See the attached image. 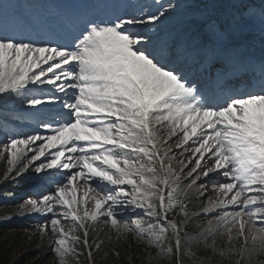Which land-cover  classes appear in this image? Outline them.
<instances>
[{"label":"snow or ice","instance_id":"obj_1","mask_svg":"<svg viewBox=\"0 0 264 264\" xmlns=\"http://www.w3.org/2000/svg\"><path fill=\"white\" fill-rule=\"evenodd\" d=\"M178 8L80 0L51 8L42 23L32 4L0 5V123L29 129L0 143L2 179L15 183L32 169L55 185L5 215L40 214L35 227L54 235V264H78L77 245L92 261L89 231L101 219L118 239L154 249L157 264H184L182 256L199 264L182 251L185 240L203 242L209 259L264 264V56L254 61L235 40L253 13L191 4L183 30L161 37ZM58 28L65 36L48 38ZM194 69L212 76L210 90ZM202 179L215 196L190 211V194L206 193ZM118 210L142 215L129 223ZM201 215L211 219L190 234ZM217 236L227 237L223 246Z\"/></svg>","mask_w":264,"mask_h":264},{"label":"rangeland","instance_id":"obj_2","mask_svg":"<svg viewBox=\"0 0 264 264\" xmlns=\"http://www.w3.org/2000/svg\"><path fill=\"white\" fill-rule=\"evenodd\" d=\"M181 15L175 14L172 15L167 22V27L171 28L172 33L176 32L177 30L182 31L184 28V24L181 22ZM258 24H264V21L256 20L251 22L248 25H241V29L239 30L238 34L235 37L236 42L239 44H246L250 50L255 51V45L248 40L245 39L246 35H252V28L253 26H256ZM11 103V102H10ZM23 127L27 128V131L29 130L27 126H22L20 124L12 123V122H4L0 123V143L5 142V139L7 137V134L12 131H20ZM175 143V141L173 142ZM177 149H175L176 151ZM181 150L179 149L177 155H179V152ZM184 159L187 160V154L184 156ZM6 159H0V190H3V194L7 193H14L13 199L9 198L8 196L5 197V199L0 198V236L5 237L6 241H11L12 251L10 252V256L13 258L14 262H20L23 260V263L20 264H54L55 261V254L51 251V245H49L48 241L54 239V235L49 231L43 238L39 235L37 232V229L35 227L37 222H42V216L40 214H32V215H26V216H12L9 218L5 213H11L14 212L17 205L22 203L24 200L29 198L31 196L32 198H37V196H33L31 194V186L39 187L41 194H46L50 190H53L55 185L49 186V183L44 177H39V175L35 174L32 169H29V171L24 175L23 179H17V181L14 183L12 180L4 181L2 179L3 174L6 170ZM55 170H48V172H54ZM213 179H220L219 177H213ZM37 180V181H35ZM26 181H30V184L25 185ZM205 180H200V184H205ZM208 187L206 188L205 195L197 200L196 197L199 195L196 191H193L190 195L193 196V209L190 211H199L198 205H202L208 197H212V191L210 190V185L208 182H206ZM86 187V186H85ZM3 201H7L10 204H6ZM6 205H9L8 209H4ZM189 207V205H188ZM134 210L119 211V216L121 218L126 217L128 218L129 223H131L132 219H135L137 216L142 215L141 213H136V215H133ZM179 219H183V217H179ZM208 219H211L209 216H199L197 219H194L192 221V225L196 224H205ZM62 224H64L65 229L67 230L68 227H70V223H65L62 219ZM94 227V231L90 229L89 231V243L90 240L93 241L92 245V261L88 260L87 257V249H83L80 245H77V249L80 252L79 255V261L78 264H97V254L101 250V247L99 250L95 248V241L99 240L101 241L102 235L104 237L109 238V244L112 245V237L114 236V240L117 242V248H114L113 251V257L116 256L118 259V262L121 261V258L125 260L127 264H157V257L155 250H145V245L140 242L138 239H132L131 242H128V237H124L122 239H118L116 233L111 229L110 226L105 225L103 222V219H101L99 222L94 223L92 225ZM199 232V228H196V233ZM76 235H82V233H75ZM94 237H92V235ZM183 236V233L181 234ZM226 236H217V244L219 246L223 245L226 241ZM44 247H42V245ZM126 246V248L124 247ZM198 247L201 249H204V253H198L196 254V261L199 262V264H222L225 260L222 262L220 261V258L218 256L209 259V257L212 256L210 249H205L203 242L197 243L195 240H185V242L182 244V251H187L189 248L192 250L193 247ZM134 250L137 251V253H134ZM116 253H119V255H116ZM136 259L137 261H135ZM182 259L184 261V264H193V261L190 260L187 256H182ZM229 261V260H227ZM76 259L74 257H69L68 264H75ZM77 264V263H76Z\"/></svg>","mask_w":264,"mask_h":264},{"label":"trees","instance_id":"obj_3","mask_svg":"<svg viewBox=\"0 0 264 264\" xmlns=\"http://www.w3.org/2000/svg\"><path fill=\"white\" fill-rule=\"evenodd\" d=\"M46 243L42 245L44 247ZM12 242L6 241L5 237L0 236V264H20L23 263V260L20 262H14L13 258L10 256Z\"/></svg>","mask_w":264,"mask_h":264},{"label":"bare ground","instance_id":"obj_4","mask_svg":"<svg viewBox=\"0 0 264 264\" xmlns=\"http://www.w3.org/2000/svg\"><path fill=\"white\" fill-rule=\"evenodd\" d=\"M92 2V1H91ZM174 142V141H173ZM211 189L213 190V188L211 187ZM215 196V192L213 191V194H212V197H214ZM225 210H227V211H232L233 209L232 208H228V209H225ZM118 214H119V210H118ZM220 213L219 212H217L216 213V215H219ZM126 220H128V218H126Z\"/></svg>","mask_w":264,"mask_h":264}]
</instances>
